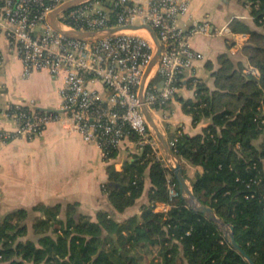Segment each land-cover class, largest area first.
<instances>
[{
  "label": "trees",
  "instance_id": "1",
  "mask_svg": "<svg viewBox=\"0 0 264 264\" xmlns=\"http://www.w3.org/2000/svg\"><path fill=\"white\" fill-rule=\"evenodd\" d=\"M252 7L257 24L264 27V0H253ZM246 30L250 38L242 51L259 75L245 73L228 54H221L213 74L215 88L196 80L195 97L183 101L194 122L206 117L213 122L201 133L176 137L173 150L203 168L191 180L195 196L232 223L239 244L256 264H264V32ZM131 139L138 140L135 134ZM118 150L111 149L106 156L114 157ZM149 165L153 191L141 217L120 222L101 212L91 220L77 217L71 204L63 220L61 205H40L34 208L44 215L33 222L37 238L22 239L29 210L21 209L0 223V264H132V252L157 244L161 260L148 264H250L219 226L190 208L182 194L169 199L170 169L150 146L121 173H114L117 182L107 185L118 210L141 196ZM172 178L179 188L174 174ZM156 201H169L172 207L166 214L155 212Z\"/></svg>",
  "mask_w": 264,
  "mask_h": 264
},
{
  "label": "crops",
  "instance_id": "2",
  "mask_svg": "<svg viewBox=\"0 0 264 264\" xmlns=\"http://www.w3.org/2000/svg\"><path fill=\"white\" fill-rule=\"evenodd\" d=\"M129 1L143 5L149 2ZM185 1L188 9L179 16L177 24L186 27L193 21L208 22L209 30L191 36L192 48L203 57L197 59L192 69L185 73L184 85L168 105L152 112L158 128L168 141L183 133H201L212 124V119L207 117L194 122L192 115L184 111L183 101L195 97L196 80L204 82L210 89L215 88L213 74L220 67L221 54H228L239 67L250 66L242 51L250 38L246 28L264 32V27L257 24L252 12L253 0ZM227 26L230 30L224 31ZM1 44L4 62L0 67V223L9 214L27 209L29 215L26 221L30 220L34 234L30 238L36 239L33 222L44 215L34 208L40 205H61L59 216L63 220L71 204L75 205L77 217L84 215L91 220H97L101 212L111 214L120 222L132 216L141 217L144 206L151 203V165L144 173L143 193L124 210L115 207L106 188L111 181L117 182L113 180L116 179L114 173H121L125 164L134 161L135 155L142 152L135 139L127 140L114 157H108L97 142L84 140L70 118L51 122L41 135H21L9 140L3 137V133L14 129L13 121L6 116L10 106L32 104L37 109L62 112L61 90L66 72L53 76L48 70H40L25 75L17 48L11 46L5 37L1 39ZM88 85L103 96L108 94L104 84L97 79H90ZM162 152L166 156L160 146L157 155L164 160ZM179 160L191 184V180L201 174L203 168L185 158L179 157ZM164 165L169 166L168 161ZM172 175L170 169L167 182L173 179ZM171 207L169 201L153 203L155 212L166 214ZM159 252L158 244L139 248L131 254L135 258L132 264L159 261Z\"/></svg>",
  "mask_w": 264,
  "mask_h": 264
},
{
  "label": "built area",
  "instance_id": "3",
  "mask_svg": "<svg viewBox=\"0 0 264 264\" xmlns=\"http://www.w3.org/2000/svg\"><path fill=\"white\" fill-rule=\"evenodd\" d=\"M65 1L4 0L0 4V67L4 62L1 39L5 37L19 51L25 75L40 70L53 76L66 72L62 112L37 109L32 104L10 106L6 116L14 129L3 137L41 135L51 122L70 118L84 140L97 142L105 155L119 149L132 134L142 150L147 145L158 152L160 145L148 128L142 103L153 112L175 97L185 79L183 74L203 57L192 48L190 38L206 33L209 23L193 21L179 26V16L188 9L185 0H149L147 5L129 0H84L58 15L64 27L81 32L131 24H148L154 29L162 49L142 102L139 92L155 46L149 31L139 30H146L150 39L131 31H115L92 40L69 38L53 29L48 19ZM243 71L259 75L253 65ZM90 79L101 81L108 94L91 89ZM168 142L173 149L175 139ZM168 192L171 201L181 194L172 179Z\"/></svg>",
  "mask_w": 264,
  "mask_h": 264
},
{
  "label": "water",
  "instance_id": "4",
  "mask_svg": "<svg viewBox=\"0 0 264 264\" xmlns=\"http://www.w3.org/2000/svg\"><path fill=\"white\" fill-rule=\"evenodd\" d=\"M81 1H84V0H67L62 5H60L58 8L53 10L49 14V18H48L53 29H55L56 31L62 33L63 35L69 38L79 39V40H92L101 35L109 34L115 31H138L142 28H145L149 31L150 35L153 38L155 46H154L152 59L144 74L143 82L141 84V88L139 92L141 101L144 102V97H145L149 75L151 71L153 70V68L155 67V65L157 64L159 57H160L161 49H162L161 43L154 29L148 24L147 25L131 24V25H126V26H115L111 28L101 29L97 31H88V32L71 30L69 28L64 27L60 23L58 19V15L61 12L65 11L66 9L70 8L71 6ZM106 5H108V1H106ZM142 110L145 115L148 128L156 137L159 145L165 150V154L168 157V164L174 176L176 177L178 181L179 189L181 191L182 197L186 199L188 206L192 208L195 212L202 213L206 215L211 221L215 222L219 226V228L224 232V235L229 241V243L231 244V246L234 249H236L244 258H246L250 264H256L254 260L251 258V256L247 253V251L237 241L235 234H234V225L232 223H227L223 218L217 215V213L213 210L212 207H210L207 204L202 203L195 196L192 186L188 182L185 176V173H184V170H183V167L181 165L178 155L170 147L168 140L165 138L164 134L158 128L153 118L152 112L149 110V108L144 103H142Z\"/></svg>",
  "mask_w": 264,
  "mask_h": 264
},
{
  "label": "rangeland",
  "instance_id": "5",
  "mask_svg": "<svg viewBox=\"0 0 264 264\" xmlns=\"http://www.w3.org/2000/svg\"><path fill=\"white\" fill-rule=\"evenodd\" d=\"M132 33H135V34H140L141 36H143V37H147V38H151L150 37V35H149V33L146 31V30H142V31H131ZM155 154H157V152H155V151H153ZM163 158H164V160H163V162H164V164H167V161H168V157H167V155L165 156L164 155V152H162V155H161ZM170 158V157H169ZM168 168H170V166H167ZM171 169V168H170ZM187 169V168H186ZM188 171H189V169H187ZM190 183V182H189ZM27 229H28V231H27V234L25 235V236H23V237H21L22 239H27V238H30V237H34V234H33V232H32V227L30 226V220L28 219L27 221Z\"/></svg>",
  "mask_w": 264,
  "mask_h": 264
}]
</instances>
